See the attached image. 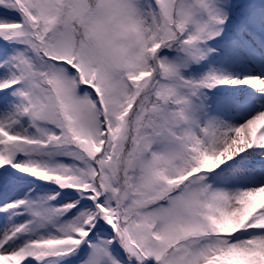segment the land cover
I'll list each match as a JSON object with an SVG mask.
<instances>
[{"label":"snow or ice","instance_id":"obj_1","mask_svg":"<svg viewBox=\"0 0 264 264\" xmlns=\"http://www.w3.org/2000/svg\"><path fill=\"white\" fill-rule=\"evenodd\" d=\"M0 264H264V0H0Z\"/></svg>","mask_w":264,"mask_h":264}]
</instances>
